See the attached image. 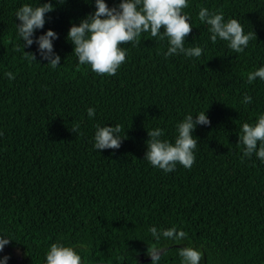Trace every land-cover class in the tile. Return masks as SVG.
I'll list each match as a JSON object with an SVG mask.
<instances>
[{"label": "trees", "instance_id": "16d2710c", "mask_svg": "<svg viewBox=\"0 0 264 264\" xmlns=\"http://www.w3.org/2000/svg\"><path fill=\"white\" fill-rule=\"evenodd\" d=\"M85 2L56 4L35 31L33 38L58 34L61 60L51 69L38 54L25 56L36 54L35 43L16 50L14 13L37 0H0V235L12 240L0 258L44 264L49 245L60 242L77 246L81 264H151L144 260L153 247L162 249L159 264H181L185 247L202 253L200 264H264V163L242 159L237 145L241 125L264 112V82L247 83L264 65V0H189L185 47L201 46L199 58H165L167 42L142 33L137 45H123L125 62L111 76L78 65L66 41L71 24L94 11V0ZM201 7L237 19L255 37L242 53L212 43L197 18ZM245 93L249 105L240 103ZM202 111L210 124L192 133L190 169L164 173L143 160L148 130L160 127L172 141L175 125ZM96 124L119 125L121 146L93 150ZM152 226L185 235L157 241Z\"/></svg>", "mask_w": 264, "mask_h": 264}, {"label": "clouds", "instance_id": "9594fccd", "mask_svg": "<svg viewBox=\"0 0 264 264\" xmlns=\"http://www.w3.org/2000/svg\"><path fill=\"white\" fill-rule=\"evenodd\" d=\"M65 0H50L33 4H22L14 15L19 23L15 24L19 45L16 50L30 47L35 43L36 54L24 52L25 56L35 61L38 54L42 61L51 69L58 68L61 57L53 50V41L58 34L49 29L34 37L35 31L42 29L45 15L55 10L56 4H63ZM89 3V0L87 2ZM189 6V0H119L118 4L109 7L105 0H94V11L80 19L79 23H72L66 34V41L73 46L72 53L77 58V64L87 66L98 75H115L125 62L127 49L123 45L131 43L137 45L142 33H149L158 41H166L167 49L164 57L182 54L187 58H199L202 55L201 46L185 47V37L192 30L190 15L183 11ZM198 20L208 26L209 40L216 43L224 41L226 47L235 53H242L248 47L249 41L255 37L252 31L245 32L241 23L234 18L225 19L222 12H213L201 7L197 14ZM23 41V44L20 43ZM9 80L14 74H4ZM259 80L264 82V65L259 66L247 75V83ZM253 102L247 93L240 101L243 105ZM87 116H95V108L86 109ZM210 124L205 111L195 115L189 113L175 125V136L172 141L163 139L164 130L160 127L146 132V151L143 160L164 173L175 171L177 165L190 169L195 161L197 138L193 132L197 126ZM119 125L104 126L96 124L92 137V148L99 152L104 149H118L123 137L120 135ZM2 135V132H0ZM237 145L241 146L242 159L253 155L264 163V112L256 117L253 123H243L238 135ZM154 240L161 238L179 239L185 234L175 227L159 231L155 226L148 229ZM8 236L0 235V252L11 242ZM77 246L53 242L45 252L44 264H81V256ZM79 247H83L80 245ZM151 264H159L162 249L153 247L147 252ZM181 264H200L202 253L194 248L185 247L179 251ZM7 255L0 258V264H7Z\"/></svg>", "mask_w": 264, "mask_h": 264}, {"label": "rangeland", "instance_id": "374dc122", "mask_svg": "<svg viewBox=\"0 0 264 264\" xmlns=\"http://www.w3.org/2000/svg\"><path fill=\"white\" fill-rule=\"evenodd\" d=\"M11 253H12L13 256H17V254H18V252L15 251V250H12Z\"/></svg>", "mask_w": 264, "mask_h": 264}, {"label": "water", "instance_id": "95a60500", "mask_svg": "<svg viewBox=\"0 0 264 264\" xmlns=\"http://www.w3.org/2000/svg\"><path fill=\"white\" fill-rule=\"evenodd\" d=\"M149 260H151V258L150 257H148L147 259H145L144 261H149ZM96 264H106V263H96Z\"/></svg>", "mask_w": 264, "mask_h": 264}]
</instances>
